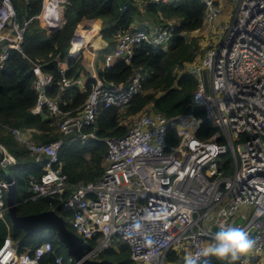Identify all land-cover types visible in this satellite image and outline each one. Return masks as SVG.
Here are the masks:
<instances>
[{"label":"built area","instance_id":"built-area-1","mask_svg":"<svg viewBox=\"0 0 264 264\" xmlns=\"http://www.w3.org/2000/svg\"><path fill=\"white\" fill-rule=\"evenodd\" d=\"M201 2V25L183 33L197 38L198 49L180 72L193 77L191 104L202 108L204 115L137 113L126 134L103 139L108 150L97 181L69 183L58 160L61 139L39 143L30 130L0 124L4 134L42 163L40 177L28 181V199L49 197L61 202L62 209L72 214L70 229L84 240L88 259L98 260L101 252L126 244L130 264H184L185 255H194L213 240V226L221 230L240 218L236 226L250 235L255 246L237 263L263 264L264 215L257 213H264V0ZM66 5L67 0H41L33 18L49 34L61 26ZM28 22L19 25L12 0H0V43L20 49ZM95 25L83 20L76 26L69 59L85 54L88 40H78L77 35ZM170 37V27L123 32L105 54L103 68L116 61L129 64L141 44L166 47ZM107 46L102 40L93 49ZM6 57L4 47L0 66ZM57 65L62 74L68 69L66 60H57ZM32 69L36 101L31 111L40 114L45 108L56 119L59 133L84 141L96 139L88 128L100 111L114 108L122 113L140 93L144 77L135 69L126 81L105 84L95 75L80 107L64 110L69 101L62 93L70 87L85 89V83L79 77L63 78L58 93L49 95L52 75L39 63H33ZM204 119L214 130L201 138L198 131ZM13 164L8 148L0 142V219L7 211V186L14 183L9 177L2 179V171ZM52 253L49 241L18 252V243L6 235L0 244V264H41ZM170 253L177 257L175 262L166 260ZM48 264L76 263L70 256L64 259L57 254Z\"/></svg>","mask_w":264,"mask_h":264},{"label":"trees","instance_id":"trees-1","mask_svg":"<svg viewBox=\"0 0 264 264\" xmlns=\"http://www.w3.org/2000/svg\"><path fill=\"white\" fill-rule=\"evenodd\" d=\"M15 9V21L24 28L20 49L8 47L6 41L0 43V54L4 47L7 57L0 66V124L22 128L31 131L35 142L48 143L61 139L62 145L58 150V160L61 171L66 175L69 183H87L97 181L103 174L107 144L105 137L123 136L128 127L120 123L122 114L136 115L141 111H153L173 116L192 112L198 117L204 115L203 109L192 107L191 96L195 88L193 77L186 72H180L186 63L195 57L194 49L185 52V39H192L197 51V38H187L185 33L198 28L202 23L204 5L201 0H170L167 3H148L138 5L134 0H67L61 26L47 34L33 17L39 12L41 0H12ZM147 19L156 27H170L171 37L166 47H151L141 44L134 51L131 62L126 64L116 61L111 67L99 70L98 78L105 84H119L126 81L134 69L144 71L142 88L136 94L126 109L119 113L114 108L102 109L97 115L93 126L88 128L95 132L96 139L81 140L75 136L63 135L58 132L56 119L47 113L45 108L40 114L31 110L36 101V93L32 83L35 78L32 64H41L42 70L52 75V84L48 87L49 95L59 91V83L63 78H78L82 66L80 59H69L70 40L76 26L83 20L96 23L101 37L108 43L101 50L111 51L119 35L126 31L143 29L135 27V23ZM176 20L175 25H168ZM96 45L99 34L96 29L82 30L86 40L87 34ZM184 33V34H183ZM94 34V39L92 35ZM57 60L67 61L68 69L64 74L60 72ZM94 79L88 76L85 90L70 87L62 93L65 101H69L64 110H72L84 102L91 89ZM210 121L204 119L198 136L203 138L213 131ZM0 142L6 145L14 159V164L2 171V179L9 177L16 186L15 201L18 215L38 213L53 209L63 216L66 226L71 217L70 211L62 209V203L49 197H38L30 200L28 181L31 177H40L42 163L35 161L28 150L20 145L0 128ZM7 176L3 178V174ZM68 227V226H67ZM6 235H10L18 243V252L31 251L36 245L49 241L53 253L43 258L41 264L53 262L55 255L62 254L64 259L68 252L65 246L58 242L56 236H42V232L25 234L20 227L12 225L7 211L0 219V244ZM126 255V257H124ZM100 259H109L116 264H130L129 248L120 244L117 251L107 249L99 254ZM168 262H175L177 257L170 253L166 257ZM99 260V259H98ZM210 264H227L209 258ZM236 264H239L236 262Z\"/></svg>","mask_w":264,"mask_h":264},{"label":"water","instance_id":"water-1","mask_svg":"<svg viewBox=\"0 0 264 264\" xmlns=\"http://www.w3.org/2000/svg\"><path fill=\"white\" fill-rule=\"evenodd\" d=\"M15 190L16 186L14 183L9 184L6 190L7 213L13 226L20 227L27 235L40 230L52 232V236H56L58 242L65 246L66 251L76 264H116L109 259L95 260L86 258L87 246L84 240L68 228L63 216L53 209L18 215L16 212ZM240 222L241 219L237 218L231 226H236ZM212 230L217 232L220 229L213 226Z\"/></svg>","mask_w":264,"mask_h":264},{"label":"clouds","instance_id":"clouds-1","mask_svg":"<svg viewBox=\"0 0 264 264\" xmlns=\"http://www.w3.org/2000/svg\"><path fill=\"white\" fill-rule=\"evenodd\" d=\"M257 215H264L258 212ZM255 242L250 235L238 226H226L217 231L207 246L194 255L184 256V264H210L209 258L236 264L248 256L254 249ZM203 258V259H202Z\"/></svg>","mask_w":264,"mask_h":264},{"label":"crops","instance_id":"crops-1","mask_svg":"<svg viewBox=\"0 0 264 264\" xmlns=\"http://www.w3.org/2000/svg\"><path fill=\"white\" fill-rule=\"evenodd\" d=\"M134 2H136V1H134ZM137 3V2H136ZM138 4V3H137ZM138 5H140V6H144V5H146V4H138ZM96 24V23H95ZM141 25H143L145 28H143V29H145V30H148V31H151L154 27H155V25L154 24H152L150 21H148L147 19H145V20H140V21H138V22H136L135 23V27H139V26H141ZM96 26V25H95ZM97 27V26H96ZM146 27H147V29H146ZM98 29V28H97ZM96 29V30H97ZM98 32H99V29H98ZM6 34H8V35H11V36H13L14 35V33H11V32H8V33H6ZM87 34V36H88V38L90 39V41L94 44V42H93V40H92V38L90 37V35H89V33H86ZM93 37V36H92ZM99 42H98V44H100L101 43V41L102 40H104L102 37H101V34L99 33ZM93 39H94V37H93ZM117 42V41H116ZM95 43H97V41L95 40ZM99 46V45H98ZM70 47V46H69ZM106 48V47H105ZM99 52H101V54H99ZM107 52H109V51H107ZM106 51H104V50H100L99 48H98V50H95V51H93L92 53H91V58L90 59H87V60H85V58H83L82 60H81V57H79V58H75V59H80V62H81V66H82V70H81V74H80V76H79V78L81 79V81H83L84 83H86V80H87V78H88V76H90V77H94L95 75H97V77H98V72H99V70H103L104 68H103V62H104V57H105V54L107 53ZM68 53H69V51H68ZM98 55H99V57H101L102 56V59H103V62H102V64H101V68H98V66L96 65L97 64V62H98V59L99 58H97L98 57ZM68 65V64H67ZM135 70V69H134ZM134 70H133V72H134ZM132 72V73H133ZM142 72L144 73V71L142 70ZM145 74V73H144ZM80 91H84L85 89L84 88H80V87H77ZM36 161V160H35ZM263 264H264V259H263Z\"/></svg>","mask_w":264,"mask_h":264},{"label":"rangeland","instance_id":"rangeland-1","mask_svg":"<svg viewBox=\"0 0 264 264\" xmlns=\"http://www.w3.org/2000/svg\"><path fill=\"white\" fill-rule=\"evenodd\" d=\"M169 22L171 23V25H175L176 24V20H171ZM94 28L97 29L96 26H94ZM140 28H145V27L142 25ZM146 29H147V27H146ZM97 32H98V29L96 30V36H97ZM98 34H99V32H98ZM92 36L94 37V34ZM185 40H186L185 52H189L191 49H194L193 53H195V45H193V42H191L193 40L192 39H185ZM97 44H98V42L96 43V45ZM91 45H93V46L91 47ZM94 46L95 45L91 41L88 40V44L86 45V48L84 50L85 54L81 53V55H80L81 60L83 58H85V60L91 58V53L98 49V48L93 49ZM96 47H98V46H96ZM99 54H101V52H99ZM97 58H99V59H98V62H97L96 65L98 66V68H101V64L103 62L102 56L99 57V55H98ZM121 116H122V118L120 119V123L123 124V125H126L127 127H129L135 115L128 117V115L126 113H123ZM17 145H19V144H17ZM6 177L7 176L4 173L3 174V178H6ZM67 226H68V228H70V224L69 223H68ZM41 232H42V236H47V235L49 236L52 233L50 231H41ZM118 246L116 248H114L115 251H117ZM64 252L66 253V249L64 250ZM66 257H69V256L66 255ZM124 257H126V255H124ZM262 262H263V259H262Z\"/></svg>","mask_w":264,"mask_h":264},{"label":"bare ground","instance_id":"bare-ground-1","mask_svg":"<svg viewBox=\"0 0 264 264\" xmlns=\"http://www.w3.org/2000/svg\"><path fill=\"white\" fill-rule=\"evenodd\" d=\"M77 37H79L78 40H82V39L86 40V38L83 34H79V35H77Z\"/></svg>","mask_w":264,"mask_h":264}]
</instances>
